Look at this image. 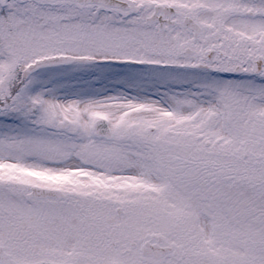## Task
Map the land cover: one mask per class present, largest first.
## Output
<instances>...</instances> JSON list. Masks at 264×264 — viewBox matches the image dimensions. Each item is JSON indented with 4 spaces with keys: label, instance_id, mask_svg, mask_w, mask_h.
Here are the masks:
<instances>
[{
    "label": "snow or ice",
    "instance_id": "snow-or-ice-1",
    "mask_svg": "<svg viewBox=\"0 0 264 264\" xmlns=\"http://www.w3.org/2000/svg\"><path fill=\"white\" fill-rule=\"evenodd\" d=\"M0 264H264V0H0Z\"/></svg>",
    "mask_w": 264,
    "mask_h": 264
}]
</instances>
